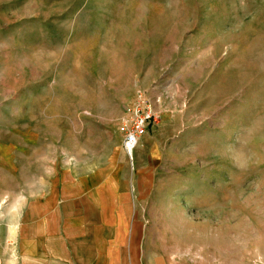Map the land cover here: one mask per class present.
<instances>
[{"label":"rangeland","instance_id":"obj_1","mask_svg":"<svg viewBox=\"0 0 264 264\" xmlns=\"http://www.w3.org/2000/svg\"><path fill=\"white\" fill-rule=\"evenodd\" d=\"M141 92L172 122L144 211L158 245L264 264V0H0V198L13 162L116 133Z\"/></svg>","mask_w":264,"mask_h":264},{"label":"crops","instance_id":"obj_2","mask_svg":"<svg viewBox=\"0 0 264 264\" xmlns=\"http://www.w3.org/2000/svg\"><path fill=\"white\" fill-rule=\"evenodd\" d=\"M136 88L142 89L138 81ZM151 97L161 121L132 158L114 125L109 135L80 147L63 148L57 136L38 150L44 160L37 166L31 161L19 169L13 162L7 172L12 186L0 198L2 264H203L173 257L147 229L145 203L156 190L159 158L173 140L170 114Z\"/></svg>","mask_w":264,"mask_h":264},{"label":"built area","instance_id":"obj_3","mask_svg":"<svg viewBox=\"0 0 264 264\" xmlns=\"http://www.w3.org/2000/svg\"><path fill=\"white\" fill-rule=\"evenodd\" d=\"M158 120L153 101L144 93H138L132 105L124 110L117 128L123 150L129 158H132L135 148L149 130L157 125Z\"/></svg>","mask_w":264,"mask_h":264}]
</instances>
